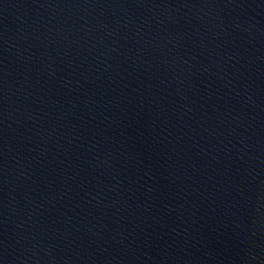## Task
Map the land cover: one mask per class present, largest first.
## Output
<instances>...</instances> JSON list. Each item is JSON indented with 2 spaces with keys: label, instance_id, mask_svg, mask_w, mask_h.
<instances>
[{
  "label": "water",
  "instance_id": "95a60500",
  "mask_svg": "<svg viewBox=\"0 0 264 264\" xmlns=\"http://www.w3.org/2000/svg\"><path fill=\"white\" fill-rule=\"evenodd\" d=\"M0 264H264V0H0Z\"/></svg>",
  "mask_w": 264,
  "mask_h": 264
}]
</instances>
